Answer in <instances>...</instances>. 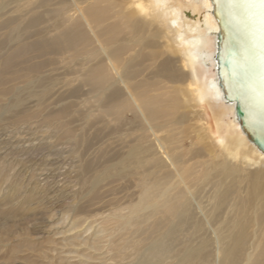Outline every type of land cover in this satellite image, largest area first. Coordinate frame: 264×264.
I'll return each mask as SVG.
<instances>
[{
  "label": "rangeland",
  "instance_id": "1",
  "mask_svg": "<svg viewBox=\"0 0 264 264\" xmlns=\"http://www.w3.org/2000/svg\"><path fill=\"white\" fill-rule=\"evenodd\" d=\"M95 1L0 0V264H168L166 245L141 239L166 210L156 201L185 185L174 182L183 161L208 157L159 38L117 27L120 6ZM197 67L201 81L214 75ZM205 102L237 147L234 106Z\"/></svg>",
  "mask_w": 264,
  "mask_h": 264
},
{
  "label": "bare ground",
  "instance_id": "2",
  "mask_svg": "<svg viewBox=\"0 0 264 264\" xmlns=\"http://www.w3.org/2000/svg\"><path fill=\"white\" fill-rule=\"evenodd\" d=\"M110 1L120 6L114 25H133L134 28L142 25L159 38L158 48L170 58L168 68L178 83L175 86L177 99L199 118L195 128L196 144L202 146L208 156L201 161L202 168L197 161L189 164L183 161L184 169L178 170L179 179L174 182L181 181L185 185L179 186L173 198L165 196L164 200L156 201L163 203L166 210H162L160 220L153 219L154 224L141 240L147 241L150 236L149 243L166 245V250L171 251L168 264H182L193 255L210 256L212 264H264V153L246 139L236 120L235 125L229 127L233 126L234 133H238V142L235 141L238 146L226 143L227 135L223 134L230 130H222L225 123L213 115L215 111L208 109L205 101L211 98L215 106L221 101L230 107L232 104L224 100L215 72L212 76L205 75L201 81L197 71L199 65L203 69H215L219 25L212 13L211 0H185L201 4L203 14L199 18L184 10L176 0H96L94 7ZM114 31L109 30V33ZM68 37L75 40L73 35ZM209 37L214 41L212 53L206 47ZM25 51L27 53L24 46L19 54ZM171 99L174 101L176 96L172 95ZM160 111L162 113V108ZM243 143L252 145L263 157L241 150ZM187 173L190 178L194 177V186L186 180ZM157 174L160 176L155 179L160 181L162 174L159 170ZM155 185L153 182V187L158 186ZM173 189V186L168 189L167 195ZM153 232L161 234L160 238ZM129 242L120 243L121 248H128Z\"/></svg>",
  "mask_w": 264,
  "mask_h": 264
},
{
  "label": "water",
  "instance_id": "3",
  "mask_svg": "<svg viewBox=\"0 0 264 264\" xmlns=\"http://www.w3.org/2000/svg\"><path fill=\"white\" fill-rule=\"evenodd\" d=\"M215 76L246 139L264 153V5L211 0Z\"/></svg>",
  "mask_w": 264,
  "mask_h": 264
},
{
  "label": "snow or ice",
  "instance_id": "4",
  "mask_svg": "<svg viewBox=\"0 0 264 264\" xmlns=\"http://www.w3.org/2000/svg\"><path fill=\"white\" fill-rule=\"evenodd\" d=\"M229 3H235L236 0H228ZM243 2L247 5H253L257 2V0H243ZM258 2L261 4V5H264V0H258Z\"/></svg>",
  "mask_w": 264,
  "mask_h": 264
}]
</instances>
